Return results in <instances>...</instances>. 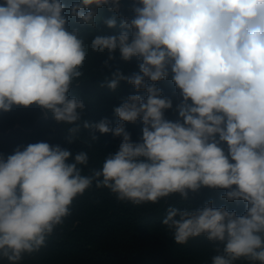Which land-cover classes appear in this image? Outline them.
<instances>
[{"label":"clouds","instance_id":"clouds-1","mask_svg":"<svg viewBox=\"0 0 264 264\" xmlns=\"http://www.w3.org/2000/svg\"><path fill=\"white\" fill-rule=\"evenodd\" d=\"M120 0H4L0 5V111L33 105L79 132L84 101L71 94L92 53L108 60L140 61L139 72L117 69L107 79L146 95H129L106 119L83 127L121 142L91 168L87 152L40 141L0 155V260L20 264L39 252L71 215L74 200L95 184L135 205L173 194L190 201L202 188L224 190L226 205H169L162 223L177 244L205 237L214 245L211 264H264V0H132L131 17L113 35L87 27L117 28ZM67 11V16L65 12ZM107 63V61L105 62ZM182 97L180 119L157 82L168 79ZM142 121L139 142L125 123ZM182 121V122H181ZM96 137L93 135L92 139Z\"/></svg>","mask_w":264,"mask_h":264},{"label":"trees","instance_id":"trees-1","mask_svg":"<svg viewBox=\"0 0 264 264\" xmlns=\"http://www.w3.org/2000/svg\"><path fill=\"white\" fill-rule=\"evenodd\" d=\"M3 3L4 0H0V5ZM131 4L132 0H120L119 14L109 12L107 8L100 9L99 15L104 18L117 16V28L109 29L103 23L99 24L97 30L85 27L82 34L86 40L90 41L96 31L107 35L116 34L119 20L133 15ZM114 56V59L108 60L105 54L90 52L83 66V76L72 86L71 94L82 99L85 104L79 132L73 143L68 142V128L75 125L57 123L50 113L35 105L28 108L13 106L9 112L0 111V155L7 157L17 147L44 141L69 149L73 154L87 152L89 164L83 168L86 175L91 168H100L105 156L118 150L121 138L111 133L101 134L94 129H86L83 127L84 122L95 124L106 119L114 127L118 119L114 109L129 95H146L143 90L137 92L126 81H121L115 91L107 87V79L117 69L124 75L139 72L140 61L135 57L123 61L119 52ZM157 86L173 102V107L165 110V118L177 121L180 118L176 109L182 100L179 89L170 78L157 82ZM142 128L140 120L125 123L126 131L135 142L140 141ZM93 135L95 139H92ZM223 192L202 188L197 193H190V201H183L178 194H173L156 204L135 205L121 201L109 189L97 188L93 184L74 200L71 215L49 238L46 246L39 252L25 255L20 264H211V257L215 255L211 242L200 236L190 239L186 244H177L162 221L169 205L202 206L209 200L214 202L215 207L226 205L229 210L242 214L243 202L222 200ZM0 264H7V261L0 260ZM237 264L249 262L240 260Z\"/></svg>","mask_w":264,"mask_h":264},{"label":"rangeland","instance_id":"rangeland-1","mask_svg":"<svg viewBox=\"0 0 264 264\" xmlns=\"http://www.w3.org/2000/svg\"><path fill=\"white\" fill-rule=\"evenodd\" d=\"M88 42H90V41H88ZM91 52V50L89 49V53Z\"/></svg>","mask_w":264,"mask_h":264}]
</instances>
